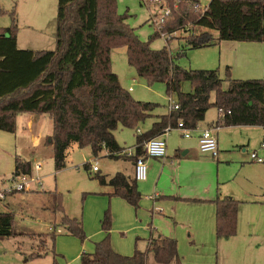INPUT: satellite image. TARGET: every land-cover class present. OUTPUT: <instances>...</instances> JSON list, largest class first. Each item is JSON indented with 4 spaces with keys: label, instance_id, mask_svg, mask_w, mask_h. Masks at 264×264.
<instances>
[{
    "label": "trees",
    "instance_id": "trees-1",
    "mask_svg": "<svg viewBox=\"0 0 264 264\" xmlns=\"http://www.w3.org/2000/svg\"><path fill=\"white\" fill-rule=\"evenodd\" d=\"M189 7L183 6L175 24L181 27L191 23L216 31L218 36L210 31L193 32L182 51L216 45L222 40L264 42V0H210L202 11ZM127 16L118 13L117 0H58L56 47L35 50L18 46L19 26L13 11L12 25L0 27V131L15 132L21 113L48 115L53 122L48 144L54 149L59 171L67 166L68 150L74 143L90 146L95 156L104 149L112 158L120 156L124 148L115 137L118 127L138 132L151 117L155 118L152 126L136 134L135 158L144 155L149 139L165 134L167 128L176 129L180 121L186 128L196 129L211 107L219 111V127L264 128V79L233 78L230 66L226 67L225 78L219 69L183 68L175 62L168 45L161 49L151 47L152 39L170 27H161L148 42L142 41L126 23ZM120 46L127 48L128 63L139 76L149 84L165 83L167 92L178 96L179 110L154 114L160 104L136 100L122 86L112 69L111 57L112 50ZM185 82L191 84L188 92L183 91ZM91 165L86 163L84 167L90 170ZM31 172L30 162L16 158L13 176ZM95 178L101 185L112 186L113 195L139 208L142 194L136 179L121 172L110 178L97 173ZM51 193L54 209L64 213L60 193ZM214 203L217 238L230 239L237 233L242 202L218 196ZM60 224L85 239L83 223L78 218L64 214ZM14 225L13 213H0V240L16 235ZM103 228L104 239L96 243L93 253H82V264H151V256L156 264H183L175 238L153 237L145 251L136 248L132 255H123L111 244L109 211ZM50 238L55 239V231Z\"/></svg>",
    "mask_w": 264,
    "mask_h": 264
},
{
    "label": "rangeland",
    "instance_id": "rangeland-1",
    "mask_svg": "<svg viewBox=\"0 0 264 264\" xmlns=\"http://www.w3.org/2000/svg\"><path fill=\"white\" fill-rule=\"evenodd\" d=\"M209 2L210 0H117V11L121 15H128L126 23L136 30L142 41L148 42L159 28L170 27L162 36L152 39L153 49L168 45L175 62L183 68L219 69L221 77L225 78L228 64H224L225 58L222 59L220 46L184 48L182 51L190 34L204 31L213 34V30L196 27L191 23L181 27L175 24L182 14L183 6L196 7L198 11H202ZM57 10L58 0H0V27L12 25L11 13L15 11L20 48L52 50L56 47ZM168 11L169 14L166 13ZM162 17L164 21L160 22ZM155 19L159 24L154 23ZM111 57L113 71L119 76L122 86L136 100L160 104L154 114L162 115L161 113L169 111L170 97L178 101L176 94L167 92L165 83L149 84L146 78L138 75L137 70L128 63L125 46L113 49ZM227 86L225 83V87ZM190 90L191 84L185 82L183 91ZM218 112L216 107H211L206 114V121L216 120ZM30 116L28 113H21L17 117L15 132L0 131V191L13 184L16 158L31 163L30 178L36 180L31 183L32 189L13 190L0 201V213H13L16 232L15 236L0 240V264H62L68 259L73 260L78 254L81 256L84 252L93 253L96 243L106 235L103 220L108 211L111 215L110 240L117 251L123 255H132L136 248L145 251L149 237L142 236L137 228L147 219L142 208L138 213L133 208L132 214L118 210L114 217L109 203L103 200L109 196L103 193L104 186L95 178L97 173L107 177L114 176L127 166L124 159L118 161L108 156L105 149L95 156L90 146L80 147L74 143L68 150L67 166L57 171L54 149L48 144L53 122L48 115L36 113L35 125L30 127ZM154 121V117H151L140 127L148 129ZM136 134V129L121 125L115 131L117 141L124 147L135 146ZM166 137L170 152L174 149L171 152L172 158L176 152L182 153L190 149V163L181 170L182 191L193 188L194 192H202L201 195L204 196L206 185L213 182V195L216 198L229 196L242 202L237 233L230 239H218L216 231L210 235L196 231L194 236L193 230L183 226V223L178 225L177 240L179 253L184 258L183 264H250L248 259L245 261L242 258L239 251L250 240L251 243L264 247V161L255 162L251 157L253 152H257L264 160V129L257 126L220 127L217 135L220 149L218 157L201 153L196 141L186 138L178 128L171 130ZM95 161L98 162L100 172L95 173L92 168L86 170L84 165L94 164ZM38 164L41 165L40 169L36 168ZM144 181L138 180V185L147 184ZM148 187L153 190V187ZM55 191L62 197L64 212L82 221L85 239L73 235L60 223L49 224V220L44 217L43 211L46 208L54 212L51 208L55 199L51 192ZM205 208L201 203L193 201L186 203L179 211L184 216L194 218L202 215ZM146 222L148 225V221ZM54 231L53 240L50 236ZM262 252L260 261L264 260V248L261 254ZM79 263L82 264L81 259Z\"/></svg>",
    "mask_w": 264,
    "mask_h": 264
},
{
    "label": "crops",
    "instance_id": "crops-1",
    "mask_svg": "<svg viewBox=\"0 0 264 264\" xmlns=\"http://www.w3.org/2000/svg\"><path fill=\"white\" fill-rule=\"evenodd\" d=\"M19 35L17 37L18 46L20 39ZM213 35L218 36V33L216 31H213ZM216 45L220 46L221 48L222 59L225 58L224 64H228L227 66L231 67V75L233 78L264 79V42H241V41H232V40H222L219 41V43H217ZM29 49H34V48H29ZM35 50H39V49H35ZM168 112L161 114H167ZM28 114L31 115L28 124L30 127H33L35 125L36 116L34 115H36V113H28ZM218 117L219 114L217 116V119L212 120L211 122H207L205 117V119L199 123L197 128L193 129L192 136L189 138H192L196 141L198 148H199L198 137L201 131L208 127L215 126ZM152 124L153 123H151L150 127L152 126ZM257 127H261V126H257ZM261 128L264 129L263 127ZM148 129H143L140 127L141 131L137 133H143ZM215 133L217 137L218 130ZM119 145L124 149L134 148L136 150L135 146L124 147L120 143ZM218 147H219V142H218ZM173 150L174 149H171V152H173ZM171 152L168 147L167 156H165L164 158H151L145 156L146 163L148 165V177L144 181L147 184L138 185L139 190L142 194V199L140 201V206L138 209H135L125 199L113 195L114 188L109 185H103L105 187V188L103 187V193L109 196L108 199L103 198V200L106 203H109V207L110 209H112L114 217H116V213L118 210H123L126 213L132 214L133 208L137 211V213L142 208V210L144 211V216L147 219L142 224L138 225L137 228L142 236L149 237V241L151 238L157 236H168L171 238H175L177 240V236H178L177 227L181 223H183V226H186L189 230H193V232L192 231L191 232L194 234V236L196 231L199 232L203 231L204 233L210 235L213 231H216V227H217V216H216L217 208H216V204L214 203L216 197L213 195L214 194L213 182H209L206 185L204 196L201 195L202 192L201 193L194 192L193 188L190 191L188 190L182 191L181 170L183 166L190 163V161L188 160L191 156L190 149H186L182 153H180V151L176 152V154H174L175 155L174 158H172ZM184 152L185 154H183ZM203 154L210 155L207 153H203ZM114 158L117 159L118 161L124 159L125 164L127 166L124 167V169H120L119 172L123 173L126 177L130 179H135L134 178L135 157H128V156L123 157V155H120ZM100 170L101 169H99V171L97 172H100ZM169 180H171V182ZM148 186L153 187V190ZM193 201H197L202 205H204V207H206L204 213L199 217H194V218L191 216L182 215L179 209L185 207L186 203H191ZM51 209H54V205L52 206ZM53 211L54 212L46 208V210L43 211L44 217L47 218V220H49L50 222L49 224L60 223L62 217L66 213L65 212L60 213V211H56L55 209ZM149 216H151L150 217L151 219L149 218ZM146 221H148V225H146L147 223ZM52 228L53 227L51 226L50 229ZM191 235L192 234L190 233V237ZM112 247L117 251V249L113 245ZM263 248L264 247L260 245L251 243L250 240L244 246V248L241 249L239 252L240 254H242V258H244L245 261H247V259L250 261V264H264V260L262 261L259 260V256L263 255V252L261 254ZM178 252H179V247H178ZM45 255H47V252ZM180 257L184 261V258L181 255ZM80 259L81 256L78 254L73 258V260L70 261L68 259L66 262L63 261L62 264H80L79 263ZM151 261H154L153 258L150 259V263L152 264L153 262Z\"/></svg>",
    "mask_w": 264,
    "mask_h": 264
},
{
    "label": "built area",
    "instance_id": "built-area-1",
    "mask_svg": "<svg viewBox=\"0 0 264 264\" xmlns=\"http://www.w3.org/2000/svg\"><path fill=\"white\" fill-rule=\"evenodd\" d=\"M170 11L166 12L169 14ZM164 18L162 17L160 19V22H163ZM159 24V21L156 19L154 20V23ZM180 109V104L179 101H175L173 98L170 97V104H169V111H177ZM222 113V111H221ZM178 129L182 130L184 132V136L186 138H189L192 136L193 129L186 128L183 124L182 121H180ZM219 125H215L213 127H208L206 129H203L198 137V143H199V148L201 152L207 153L212 155L213 157H217L219 153V147H218V140L216 137V131L219 129ZM173 130L170 128L166 129V133L153 137L149 139L144 146V155L143 156H138L135 158V172H134V178L138 180H146L148 177V165L146 163V157H151V158H164L167 156L168 153V143H167V135L168 133ZM141 130L138 129V132ZM262 147L264 148V142L262 143ZM121 155H125L128 157H135L136 156V150L134 148H127L124 149L121 152ZM251 157L253 161L255 162H263V158L258 156L257 152H253L251 154ZM98 162L95 161L94 164L92 163L91 168L93 172L99 171L98 167ZM37 169L41 168V165L38 164L36 166ZM29 175H20V176H13L12 177V185L8 187L6 190L0 191V201L5 199L7 193L16 190V191H24L28 189H32L33 185L31 183L35 182L36 180L34 178H30Z\"/></svg>",
    "mask_w": 264,
    "mask_h": 264
},
{
    "label": "water",
    "instance_id": "water-1",
    "mask_svg": "<svg viewBox=\"0 0 264 264\" xmlns=\"http://www.w3.org/2000/svg\"><path fill=\"white\" fill-rule=\"evenodd\" d=\"M183 154H185V152Z\"/></svg>",
    "mask_w": 264,
    "mask_h": 264
}]
</instances>
